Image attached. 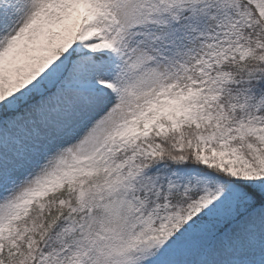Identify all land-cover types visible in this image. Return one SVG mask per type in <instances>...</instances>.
Masks as SVG:
<instances>
[{
  "label": "snow or ice",
  "instance_id": "obj_1",
  "mask_svg": "<svg viewBox=\"0 0 264 264\" xmlns=\"http://www.w3.org/2000/svg\"><path fill=\"white\" fill-rule=\"evenodd\" d=\"M0 264H264V0H0Z\"/></svg>",
  "mask_w": 264,
  "mask_h": 264
}]
</instances>
